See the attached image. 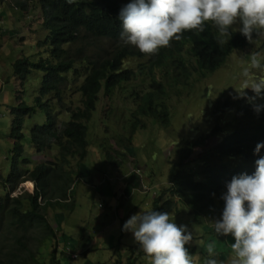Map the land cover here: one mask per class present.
Returning <instances> with one entry per match:
<instances>
[{
    "label": "trees",
    "instance_id": "16d2710c",
    "mask_svg": "<svg viewBox=\"0 0 264 264\" xmlns=\"http://www.w3.org/2000/svg\"><path fill=\"white\" fill-rule=\"evenodd\" d=\"M129 2H17L20 16H25L26 11L23 10L29 8V3L36 8L34 11H40V19L33 17L29 24L32 27L40 22L42 32H46L38 41V45L45 48L46 55L40 53L37 59L24 56L13 63L22 87L35 69L42 70L44 75L35 103L27 104L21 94L24 91H19L18 105L12 109L17 116L9 136L15 140V146L7 182L11 186L10 190L14 191L18 183L30 179L35 182V190L34 193L25 191L18 196H12V192L0 196V226L6 224L8 231L16 238L15 244H8L10 248L4 253V264H62L57 256V248L54 246L53 250L50 249L51 239L56 238L61 231L57 227L60 224L54 226L47 212L50 208L69 212L75 209L73 185L76 177L84 174V160L90 146L88 123L102 100L105 102L106 116L120 109L127 113L126 134L119 137L117 143L128 150L134 134L138 129L147 127L148 119H155L164 126L171 124L172 99L183 94L186 85L192 88L196 81L216 73L236 49L243 50L249 43L241 32L236 31L239 25H235L230 29L231 36L224 38L227 42L220 45L217 42V30L206 22L203 32L185 30L179 41L174 38L170 41V47H162L154 55H145L138 48L125 45L120 40L122 21L118 17L120 10ZM2 15L0 42L8 35L3 27L4 18H9L6 9ZM15 18V14H12V19ZM100 40L110 41V47L99 45ZM261 46H264V41ZM131 61L134 63L131 64ZM194 73L197 74L195 78ZM73 83L77 88L71 92ZM227 91L228 96L220 111L222 96ZM75 93L78 94L77 99L73 96ZM234 93L236 90L223 91L217 97L214 109L220 121L235 105L234 131L220 138L219 135H223L225 130L217 126L210 135L219 139L212 146L208 145L205 135L182 143L178 150L179 161L169 173L170 183L153 198L151 209L170 213L176 207L185 206L196 218L220 219L224 205L221 196L227 191V183L234 176L255 172V161L259 156H264V149L258 155L254 151L257 143L264 142V97L253 101L249 96L238 95L233 100ZM117 98H122L123 103L120 104ZM256 105L260 106L259 112L255 110ZM39 108L45 114V121L31 128L33 147L38 153H45L55 144L58 151L54 159L44 160L33 168L28 167L31 160L25 158V167L20 171L18 158L24 152L22 141L25 138V118ZM64 113L70 114L69 120H62ZM200 146H203L202 151L195 156ZM109 148L113 149L115 156L111 150H107L108 160L117 163L115 157L122 150H117L113 145ZM30 183L33 182L26 181L24 185ZM33 187L34 184L29 189ZM208 226L213 229V225ZM65 236L62 234V237ZM218 237H222L220 241L225 239L221 234ZM22 239L35 242V247L37 243L39 245L37 249L29 248ZM47 239L50 244L44 248ZM87 240L82 237L83 244ZM3 247L5 244L0 246V253ZM130 248L132 254L127 264H136L139 258L133 254L141 248L138 244ZM188 251L194 253L195 249ZM144 255L149 259L147 254ZM217 255L211 258L220 261ZM206 258H210L208 254L201 263L194 261V264H204ZM3 263L0 261V264Z\"/></svg>",
    "mask_w": 264,
    "mask_h": 264
},
{
    "label": "rangeland",
    "instance_id": "374dc122",
    "mask_svg": "<svg viewBox=\"0 0 264 264\" xmlns=\"http://www.w3.org/2000/svg\"><path fill=\"white\" fill-rule=\"evenodd\" d=\"M20 1L22 0H0V17H3L4 9H6L9 17H5L3 23L8 35L3 37V42H0V196L10 192L11 189L7 179L12 167V150L15 146V140L9 136V133L12 130L13 120L17 116L12 112L13 107L17 106L19 102L17 95L19 91H24L21 93L23 99L27 104L33 105L44 75L42 70L35 69L22 87L19 76L14 72L13 63L17 58L33 56V59H37V55L40 53L46 55L45 48L38 47V41L43 38L46 32H42L40 22L32 27L29 24L33 17L40 19V11H34L36 8L32 3H29V8L23 10L26 11L25 16H20L17 8V2ZM12 14H15V20L12 19ZM35 31L38 33H34ZM263 41L264 38L257 39L243 50L241 48L236 49L237 52L231 55L224 67L219 68L216 73H212L202 81H198L194 88L186 85L183 94L172 99L171 125L165 127L155 119L147 120L148 128L140 129L134 134L133 143L130 144L133 148L130 151L118 146L117 143L118 138L126 134L127 113H123L120 109L115 114L106 116L105 102L101 101L93 119L88 123V139L91 145L89 146V154L84 161L85 174L82 179V175L77 176L73 185L75 209L69 212L50 208L47 212V217L52 224L55 226L60 224V227H57L61 231L58 232L56 238L51 239L52 247L50 249L53 250L54 246L57 248V255L62 264H117L120 259V264L127 263L131 254V251H128L129 255L126 257L127 249L129 246L135 245L136 242L132 232L123 231L124 223L132 215L140 212L142 208L151 209L154 193L156 196L158 191L169 185L170 168L178 161L176 149L180 144L194 141L202 135H207L205 139L208 138L215 126H221L225 130L222 136L233 130V108L235 105H230L232 107L230 113H225L224 119L218 121L213 117V109L216 108L214 101L225 90L233 92L236 88L244 89L243 69L250 67V54L252 52H259L261 56H264V46H261ZM98 44L105 48L110 47V41L100 40ZM130 63L133 64L134 61ZM251 74L253 78L264 76V72L256 69H252ZM76 88L77 85L73 83L70 91L74 92ZM244 92L246 93L245 96H255L250 88L245 89ZM238 95L240 94L236 90L233 100L237 99ZM73 96L75 99L78 98L76 93ZM226 96H228V91L222 96L220 111H222ZM117 100L120 104L123 103L122 98H117ZM69 119V113L62 115V120ZM44 121L45 114L41 108L25 118L23 129L25 138L22 141L24 152L18 158L20 171L25 167V158L31 160L28 167L33 168L43 160L54 159L55 153L58 151L55 144L51 150L45 153H38L33 147L30 135L31 128L35 124L44 123ZM117 121L118 123H116ZM108 136H110L107 138L108 144L113 145L114 142L117 146L116 149L122 150L119 157L122 156L126 159V161L120 162L118 168L113 167L112 162L103 154L104 141ZM218 139L219 137H211L208 145L212 146ZM202 148L203 146H200V149L195 152V156L202 151ZM112 167L114 170L111 169ZM137 169L141 172L144 171L143 174H133L130 182L126 185L125 181H128L131 173L136 172ZM32 186L33 183L27 185L28 188ZM27 187L21 183L13 195L25 190L33 191ZM132 187L137 189L136 194L131 192ZM144 188H150V191H144ZM115 203L119 205V209L116 208ZM113 205L114 207L111 208ZM115 209H117V213H115ZM127 212L130 213L128 217H125ZM170 216L177 225H187L188 230L193 233V241L187 244L186 248L188 250L195 247V252L191 253L194 261L201 263L203 254L207 253L206 245L215 241V254H218L223 264H230L232 259L230 245L235 242V239L231 235H225L223 237L225 239L220 241L222 237L219 238L214 229V221L217 219L196 218L185 206L179 209L176 207L170 212ZM208 224L213 225V229ZM62 234L67 236L62 237ZM82 237H89L90 248L80 245ZM22 241L27 243L29 248L37 249L39 245L37 243L35 247V242L25 239ZM121 242L119 249L114 247ZM15 243L14 234L8 231L6 224H1L0 246L5 244L0 253L2 263L4 262V253L10 248L8 244ZM49 244L50 240L47 239L44 248L48 247ZM84 248L88 251L85 252ZM74 252L78 254L76 257ZM124 258L125 260H123ZM145 262L147 260L141 256L138 264H147Z\"/></svg>",
    "mask_w": 264,
    "mask_h": 264
},
{
    "label": "clouds",
    "instance_id": "9594fccd",
    "mask_svg": "<svg viewBox=\"0 0 264 264\" xmlns=\"http://www.w3.org/2000/svg\"><path fill=\"white\" fill-rule=\"evenodd\" d=\"M69 2H72V0H69ZM118 19L122 21L121 42L138 48L145 55H154L162 47H170V41L173 38L179 41L185 30L197 33L203 32L206 22L211 23L217 30V42L220 45L227 42L224 38L231 36L230 29L235 25H239L238 31L249 41L243 47L244 49L257 39L264 38V0H130L120 10ZM38 47L42 48L39 45ZM236 52L235 50L233 54ZM262 61H264V56H261L259 52L250 54V67H245L242 72L245 78V87L243 90L236 88L241 96H245L244 90L250 88L255 93V96L249 98L253 101L259 97H264V76L253 78L251 74L252 69L264 72V62ZM193 77H197V74L194 73ZM197 82L194 83L192 88L195 87ZM215 101L214 103H216ZM255 110L259 112L260 106L256 105ZM213 117L217 120L214 109ZM146 128H148V123ZM216 128L217 126L212 129L210 134ZM232 131H234V128L227 135ZM219 136L222 137V135ZM211 137L214 136L209 135L205 140L208 142ZM107 138H110V136L106 137L104 141L103 154L106 157L107 150H111L109 146L112 145L108 144ZM113 145L117 148L114 142ZM180 146L181 144L176 149L178 161ZM128 147V151L133 148L131 145ZM261 149H264V142L257 143L254 151L258 155ZM112 154L115 156L113 151ZM119 155L115 157L117 163L110 161L113 167L118 168L122 160V162L126 161L125 157H119ZM255 164L256 168L253 174L243 173L234 176L227 183V191L221 196L224 201L222 218L214 221L216 233L223 236L231 235L235 239V242L230 245L232 251L230 264H264V156H259ZM143 172L139 169L132 172L129 180L126 181V185L133 174L140 175L139 173L143 174ZM26 181L33 182V191L29 192L34 193L35 182L30 179ZM26 181L18 183L14 191L10 190L12 196H18L28 191L25 190L13 195L19 185ZM132 188L135 189L133 193L136 194L137 189ZM144 191H150V188ZM115 206L119 209L118 204L115 203ZM113 207L114 205L111 206V208ZM117 209H115V213H117ZM129 213H125V217H128ZM53 225L55 226V224ZM122 229L125 232L130 231L133 233L134 241L141 248L137 249L134 255H137L139 260L141 256L145 257L147 264H194L192 254L186 248V245L193 241V233L188 230L187 225H177L169 212L142 208L140 212L132 215L124 223ZM121 244L122 242L113 246L119 249ZM80 245L90 248L89 237L85 244L81 240ZM131 246L127 249L126 257L129 255L128 251H131ZM193 248L195 249V247ZM205 250L207 253L203 254L204 257L208 254L210 258H206L204 264H223L222 261L211 258L217 255L215 254V241L208 243ZM84 251L88 250L84 248ZM142 252L147 254L149 259H146ZM77 255L74 252V256ZM120 261L121 259L117 261V264H120Z\"/></svg>",
    "mask_w": 264,
    "mask_h": 264
},
{
    "label": "crops",
    "instance_id": "0c3cea01",
    "mask_svg": "<svg viewBox=\"0 0 264 264\" xmlns=\"http://www.w3.org/2000/svg\"><path fill=\"white\" fill-rule=\"evenodd\" d=\"M126 181H127V180H126ZM126 181H125V182H126ZM129 182H130V181H129ZM122 186H123V185H122ZM125 187H126V186H125ZM131 192H133V188H132V191H131Z\"/></svg>",
    "mask_w": 264,
    "mask_h": 264
}]
</instances>
